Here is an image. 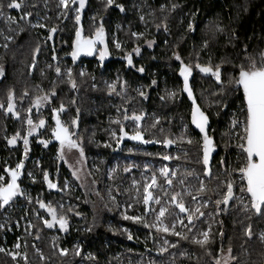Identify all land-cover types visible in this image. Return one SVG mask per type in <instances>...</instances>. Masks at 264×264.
I'll return each instance as SVG.
<instances>
[{"label":"trees","instance_id":"obj_1","mask_svg":"<svg viewBox=\"0 0 264 264\" xmlns=\"http://www.w3.org/2000/svg\"><path fill=\"white\" fill-rule=\"evenodd\" d=\"M9 2L10 0H0V5H4L2 9L4 15L0 16V66H4L5 69L3 79L0 81V103L8 100L10 90L14 92L18 106L21 104L25 106L28 103V95L32 94L30 97L36 100V97L48 94L51 101L50 114L52 119L55 116L53 110L58 109L63 103L64 111L60 112L61 118L66 120V125L70 127L74 137L81 142L87 163L90 165L89 158L91 159L94 156L97 159L99 153L108 158V163L120 153L125 152L124 149L127 146L122 147L125 141L122 146L118 145L116 147L115 143V147L111 148L109 146L97 147L99 134H101L100 129L105 133L102 136L104 140L106 138L108 140L111 139L109 130H107V118L109 116L107 108H99V105L105 107L108 101L113 98L116 99L117 96L119 97L117 89L111 90L109 87V89L99 87V84L104 85V82L109 84L111 78L117 76V87L120 89L119 85H121L123 93L132 95L134 94L132 90H135L132 86L140 83L144 86L143 92L145 96H140V99L145 101L144 107L153 108L152 111L149 109L148 112L143 113L140 121L144 140L150 142L132 145L133 148L143 149L142 152L136 153L137 163L141 167V163L151 157V154H147L146 150L151 152L163 149L160 143L156 142L158 140L154 136H150L148 131L145 130L153 111L159 107L161 108L163 100H168L162 94V86L178 84L183 87V80L179 76V63L178 65L176 64L177 61L174 59L173 53H179L186 64L191 63L193 65L197 62V57L199 58L198 62L202 65L206 64L210 57L213 65L223 60L222 84L218 83L210 74L200 73L195 68L192 76H190V86L193 89L195 99L211 120L208 133L217 149L210 167L211 175L208 176L206 174L205 176L209 183L218 180L213 173L215 169L213 164L221 158H225L226 162L224 165H218L223 168L224 173L222 175L226 179L230 178L227 172L233 165L242 166V152H236L235 142L227 137H222L223 133L220 131V125L229 119V111L233 107L238 106L242 107V109L245 107L242 88L236 91L235 86L229 84V79L233 76H238L239 65L244 64L247 67L246 56L251 55L259 62L260 53L264 52V0H171V2L168 1L166 8L159 7V2L151 4L150 1L152 10L145 12V21L141 20L138 12L133 11L134 6L129 8L127 14L121 15L117 11L111 10L110 7L105 9L106 0H86V6L81 13V25L84 29V35L94 34L95 29L102 23L105 28L107 41L109 40L110 56L117 55V57L121 56L122 58H110L105 62H100L97 58L90 56L91 58H86L76 64L72 63L71 59H69L70 62H66L62 57L72 52L75 30L78 27L71 12L67 14V17L58 16V0H25L22 9L8 8L7 4ZM40 3L44 8H50L51 16H54V20L52 17L53 23L52 21L47 22V25H51V29H57L55 33H50L47 30L46 34L44 33L45 37L36 36L30 22L26 18L21 19V16L26 12H30V16L33 18L32 14L39 8ZM77 5H73V8ZM173 5L176 7L173 8ZM15 15L17 16V19H15L17 22L6 19V17H14ZM113 19H117L120 25L116 26L113 23ZM189 24H192L193 29H189ZM157 25H160V27L157 28ZM165 25L168 33L164 30ZM19 28L22 29L19 31ZM218 28L223 29V31H218ZM133 29L143 33V35H133ZM112 32H115L114 36H111ZM50 35L51 39H49ZM152 35L160 38V42H157L154 49L144 48L140 55H135L137 66H128L125 57L131 53V48L136 45L143 46L145 39ZM7 37L11 38L7 39ZM114 39L119 41L121 44L120 48L115 46L113 43ZM205 42H207L206 48L204 47ZM245 46H247L246 49ZM37 48H39V51H37ZM55 54L65 63H63L64 65L55 63V59H53ZM34 60L35 65L33 66ZM66 66L72 68V79L75 80L77 85L75 89L72 87L69 77L66 76ZM56 67L62 69L61 75L56 73ZM140 67H144L145 71L143 73L138 71ZM31 71H33L32 74ZM81 72L84 75H81ZM153 80L156 81V84H152ZM53 90H55V96H51ZM201 92L214 96L215 100L214 104H211V108L204 106L201 100ZM181 98L180 103L174 106L178 107L177 113L182 112L184 117L189 119L191 102L183 91H181ZM18 110L20 112V109ZM19 114L18 120H14L12 123L11 119L6 120L4 114L0 112V173L5 174L7 178L9 177V180L10 175L6 172L8 163L13 168L16 161L22 156L20 145L19 147H16L15 144L10 145L7 139L9 136L16 135L17 130L21 128L25 113L21 112ZM242 114L245 119L243 111ZM137 115L141 114L138 113ZM73 120L77 121L76 126L72 124ZM125 122L128 125L134 123L130 119L125 120ZM51 126H54L53 121ZM190 128L192 134L197 138L194 147L198 150L200 156L203 151L202 137L191 126ZM124 129L126 132L129 131L128 128ZM155 131L157 132V130ZM176 145V143H173L164 147L167 150H173ZM57 148L58 146L55 142H52L49 147L44 149L40 146L35 147L34 156L40 157L42 168L53 171L55 169L53 165L57 164L55 167H57L59 175L64 177L69 172L62 162L53 158L56 156ZM159 158L161 159V157ZM166 162L169 163L167 168L171 172L170 159L166 160ZM99 165L102 166V164ZM196 165L205 167L202 159ZM29 167L36 169L26 160L24 178L22 177L21 179L19 177V184L30 183V181L25 179V174ZM51 170H49L50 177ZM132 171L133 173H138L140 169L138 171L133 169ZM40 173L43 174L42 172ZM184 176L188 182H192L195 179V173H186ZM90 177L93 183H91L89 190L84 191L86 199L83 201V207L86 208L88 214L86 219L90 221V231L86 235L87 243L94 246L93 248L102 250L105 249L104 242L106 238L120 237L107 226V221L112 219L115 224L124 223L132 227L135 232L132 239L128 238L127 246L119 243L116 247L117 249L127 251V247H129L134 252H137L139 256L143 254L150 256L153 253L157 257L160 256V252L154 250L155 243L153 238L148 243L145 240L147 232L149 233L150 231L147 230L149 228L145 227L141 222L122 219L116 209L108 204L104 185L97 180L91 169ZM54 180L60 187V181L55 178ZM160 180L157 178V184ZM38 185L47 194L53 192L56 195H63L61 190H50L45 181L38 183ZM141 188L144 189L143 186L140 187L139 192H142ZM226 191V187L219 190L210 188L207 189L206 193L209 196L217 197V200L220 196L222 200ZM233 191L235 194V184H233ZM23 198V195H19L18 199L21 200ZM248 199L250 200L249 196ZM232 200L228 207L222 206V209L218 210L212 217L216 219L214 220L217 223L216 230L219 228L223 236L220 233L217 234V231L211 232L212 237L209 243L201 246L194 243L191 239L193 233L188 234L187 239L172 234L171 238L176 239L177 243L187 251L185 255L177 254L176 258L178 260L180 259L186 264H216L219 256L217 252L223 253L231 247L235 253L234 256L237 257V260L231 264H246L247 258L244 257L242 259L241 257L242 247L254 246L251 254L247 253L248 256L255 257L252 264H264V251L259 246L262 243L261 241L259 243L255 239L253 240V236L255 238L260 225L264 226V215L256 213L251 207L249 212L236 197ZM15 201L13 198L9 204ZM8 205L1 208V210L6 209ZM218 207L216 204V209ZM39 209L50 220L46 210L41 208L40 205ZM56 211L57 215L60 216L57 209ZM137 211L144 213V206L137 207ZM205 218L208 219V215H199L200 222H203ZM68 224V230L63 231L60 230L58 224L54 228H48L42 221L37 220L34 222L33 228L38 237L36 242L47 256L54 258V254H51L48 240L44 239V237L54 230L62 232L64 236H69L72 226L70 220H68ZM249 225H251L253 233L251 238L245 236ZM113 245L111 244V246ZM28 256L32 264H47L45 258L34 252L32 247L29 249ZM77 260L78 258L67 262L64 257L57 256L56 258L57 264H75ZM0 264L16 263L13 259L0 253ZM149 264H152V262H149Z\"/></svg>","mask_w":264,"mask_h":264},{"label":"rangeland","instance_id":"obj_2","mask_svg":"<svg viewBox=\"0 0 264 264\" xmlns=\"http://www.w3.org/2000/svg\"><path fill=\"white\" fill-rule=\"evenodd\" d=\"M76 7H78V5L74 6L73 8V5L70 3L67 14L71 12L72 16L75 17L74 9ZM50 12V8H44V6L40 3L39 8H37L34 14H32L33 18L31 16L26 17L33 27L32 29H34L36 36L45 37L47 30L48 32L50 31L51 25L48 26L47 22L52 21L53 23L54 20V16H51ZM63 12L64 9L58 2L57 15L63 17ZM13 18L17 19V16L15 15ZM14 21L17 22V20ZM38 25H44V27H39ZM21 29L22 28H19V31ZM2 67L4 72V66ZM66 68L69 69L71 67L66 66ZM67 69H65L66 76H68ZM114 77L111 78L109 84L106 82H104V85L99 84V87L105 88L115 84V89H117L119 94V97L117 96L116 99L113 98L111 101H108L105 107L99 105V108H107L106 110L108 111L109 115L107 118V130H109V137H111L109 140L107 138L104 140V137L102 136L105 135V133L100 129L101 134H99L97 147L101 148L103 146H109L110 148L115 147V143L117 147L120 144L121 139L119 138L122 135L120 132L121 126H123V128H128L129 136L133 134L136 124H129L130 126L126 124L124 119L125 115L130 117L134 112L136 114H143L148 112L150 109L144 107L145 101L140 99L141 95L139 93L144 89L142 84L137 83L133 85L132 87H134L135 90H132V93L134 94L127 95L122 92L121 85H119L120 89L117 87V76L115 78ZM162 88V94L168 100H163V103H161V108L159 107L153 111V113L150 115L148 124H146L145 130L148 131L150 136H154L158 141H161L160 145L163 147V149H161V151L151 152L146 150V153H150L151 157L147 158L143 163H141V167L137 163L138 160L136 158V153L142 152L143 149L136 147L133 148L132 145L135 144L136 141L131 139L126 140L124 145L121 143V146L123 145L122 147L127 146V148L124 149L125 152L122 154L120 153V155L114 157L112 161H109L108 163V158L100 155L99 153V155H97V159L94 158V156L91 159L89 158V165L85 155L81 157L77 149L69 150L67 147L64 149L63 159H60L59 148V151L55 152L56 156L53 158L56 161L59 160L62 162L64 167L69 172V174L67 173L64 177L59 175L58 169L55 167L57 164L53 165L55 169L52 171L51 169H45L41 167L40 158H33V162L28 160V163L32 164L34 167H36V169L34 170V168L32 169L29 167L26 171L25 179L30 181V183L26 182V184L23 183L21 185L19 184L18 179V184L24 193V198L19 200L18 195L14 198L16 201L9 204L6 209L2 211L0 208V248L5 250L0 251V253L5 254L9 258L13 259L16 264H32V261L28 256L29 249L31 247L33 248L34 252H36L38 255H41L42 258H45L47 264H57V256L64 257L67 262L76 260V258H78L75 264H149V262H152V264H186L184 261L180 259L178 260L176 258L177 254L185 255L187 254V251L177 243L178 241L176 239L171 238V229L173 225H175V231L181 233V235H179L180 237H187L189 236L188 234L193 233V236L191 237L193 242L195 239H203L201 234L205 231H209V228V241L212 237L211 232L217 231V234L220 233L219 228L216 230L217 223L214 221L216 219L212 217H214L215 213H217L218 210H221L222 206L225 205L221 204L219 205L220 208L218 207L216 209L217 197L209 196L206 193L207 189H223L226 187L227 182L231 180L236 185L234 196L239 202H241L242 199V206L247 204L248 208L246 210L249 212L251 211V204L250 200L248 199L249 194L246 191H241V188L246 185V181L242 182L240 179V173L238 171H233L240 166L233 165L232 168H230L227 172L230 178L226 179L222 175L224 170L219 166L221 165L219 163L221 159H219L215 162V164H213L215 166L213 173L218 180L213 181L214 183L212 181L210 183L208 182L205 176V167H199L196 165V163L201 161L203 158V151L199 156L198 150H196L194 147L197 138L194 134H192L190 128V126L193 128L190 120L192 103L191 107L188 106L190 108V117L187 119L184 117L182 112L177 113L178 107L174 106L179 104L182 99V86L180 87L178 84H173L162 86ZM169 93H175V96H171ZM201 96L204 106L206 108H211V104H214V96L208 95L207 93L203 94L202 92ZM150 110L152 111L153 108ZM228 118L229 119H227L226 122H222L220 125V131L223 133L222 137H227L235 142L236 152L240 153L241 149L238 147V145L242 142L240 137L244 135L243 125L240 124L235 128H232L231 123L234 118L240 121L244 120L242 107H233L229 111ZM117 121H119V123H117ZM155 130H157V132ZM24 132L25 131H21L20 128V143L23 140V137H25ZM164 139H171L175 141L177 145L173 150H167L164 147L165 145L162 143ZM189 139H191L193 143L189 144L187 142ZM165 155L172 157L170 159V167L171 172L176 173L175 176L169 175L166 178L160 172L161 168L169 167V163L163 159V156ZM159 157H161V159ZM21 161H23V155L16 161L15 165ZM23 163L24 167L20 170L21 179L24 175L25 161H23ZM98 163L102 164V166H100ZM89 167L93 174L96 175L97 180H99V182L104 185V191H106L105 197L107 198L108 204L116 209L118 215L122 219H124V215L143 216L149 225H154L157 223L156 215L159 213L160 207H166L168 209L162 220L163 223L169 227L170 231L166 233L163 231H157L155 227H147L149 228L147 230L150 231L149 233L147 232L145 238L147 243L153 238L155 243L154 250L159 251V249L163 247L167 248V251L163 253L159 251L160 256L157 257L154 255V253L150 256L146 254L139 256L137 255V252H134V250H131L129 247H127V251L117 249L116 247L119 243L127 246L129 234H131L133 237L135 232L132 227H129L124 223L117 225L112 219L107 221V226L112 232L119 235L120 237L117 238V236H114L109 237L108 239L106 238L104 242L105 249L102 250L100 248H93L94 246H91L87 243L86 235H88L90 231V221H87L86 219L88 214L86 208L83 207V201L86 199L84 191L89 190L91 183H93V180H91L92 178L90 177ZM126 168L128 171H125ZM133 169L136 171L140 169V171L138 173H133ZM48 170L52 171L50 177L52 183H57L54 178L60 181V187L57 183V191H63V195H56L53 194V192L51 194H47L39 187L38 183L44 181L43 174L40 172L44 173ZM29 173H31V176H29ZM73 173H75V175H73ZM186 173H195V179L192 182H188L187 178L184 176ZM153 174H155L158 180H161L158 183L159 185L157 184V186L155 188H151L150 191L153 193L154 197L159 198L160 203L157 204L154 199L150 201V205L147 206L150 209H154V211H148L144 213H139L138 211L136 212L137 207H146L143 204L144 190L142 188V192L137 190H139V188L142 186L144 188L145 184H150ZM0 176H4L5 182H8L9 177L7 178L3 173H0ZM167 179L172 180L171 185L167 183ZM181 180H183V183H181ZM201 183L204 185L203 191L199 190ZM176 193H180V199H182L185 203V206L194 213L193 221L190 222L187 219L189 213H180L178 207L171 203V197ZM193 197H195V200H193ZM38 200H43V202L46 204L51 203L52 207L58 210L60 216L66 217L72 223L69 236H64L62 232L54 230L48 236L44 237V239L48 240L51 254H54V258L47 256L41 249V246H39L36 242L38 237L33 228L34 222L39 220L44 224V220H49L45 213L40 212L39 203H37ZM218 200H221L220 196ZM129 205H131V207H129ZM196 208H200L201 212H204V214L208 215V219L205 218L203 222H200L199 213H195L194 211ZM180 221H183V224H181ZM142 224L144 225V223ZM243 224L245 225V223ZM262 232H264V226L260 225L255 234V238L253 236V240L255 239L256 242L258 241L260 243V233ZM165 241H167V244H165ZM261 243L262 245L260 244L259 246H261L264 251V241H261ZM17 244H19V248L16 247ZM111 244H114V247L111 246ZM173 245H175V247H173ZM253 247L254 246L246 248L242 247L241 257L242 259H244V257L247 258L246 264H252L253 260L255 259V257H251L250 255L248 256V254H251V251L254 250ZM77 248L80 252L79 255L76 254ZM63 249L68 250L67 254H62ZM228 249H226L223 253L217 252V254H219L217 259L221 261V264H224L225 259L229 257ZM14 253H19V255H16L15 258H13ZM234 254L235 253L232 250L231 255L234 256ZM232 262L233 260H228V264H231Z\"/></svg>","mask_w":264,"mask_h":264},{"label":"snow or ice","instance_id":"obj_3","mask_svg":"<svg viewBox=\"0 0 264 264\" xmlns=\"http://www.w3.org/2000/svg\"><path fill=\"white\" fill-rule=\"evenodd\" d=\"M76 5L78 4V7L74 9L75 11V22L78 25V27L75 30V40L73 42V50L71 52V56L73 60H76L78 56L81 54L86 55H92L94 51L97 50V44L104 45L103 48L99 50V59L103 61L105 57L109 54L107 44L105 42V28L103 24L101 23L99 27L95 29L94 34L92 35H84V29L81 25V13L83 9L86 6V0H59V4L63 7L64 12L63 15L67 17V10L69 7V4ZM25 0H10V2L7 4L8 8L12 9H22L24 7ZM115 4V0H106L105 2V9L113 6ZM4 5H0V16L4 15L3 12ZM116 7H118L121 11H124V6L122 4H116ZM176 6L173 5V8ZM31 13H25L21 16V19H25L27 16H30ZM9 21H14L15 18L13 17H6ZM141 20H143V17H141ZM39 27H44V25H38ZM160 25H157V28H159ZM189 29H193L192 24H189ZM164 30L167 31V26H164ZM57 31L56 28L50 29V33H55ZM218 31H223V29L218 28ZM133 35H143L142 33L137 34L133 33ZM11 37H7V39H10ZM49 39H51V35L49 36ZM153 41H148V47H152ZM6 46V45H5ZM115 46L117 48L121 47V44L119 42H116ZM204 47H207V42L204 43ZM247 46H245V49ZM37 51H39V48H37ZM133 52L136 55L140 54V48L137 47L133 50ZM173 57L176 61L179 62V76L183 78V87L181 91L186 92L188 97L192 100V109H191V123L195 125L197 129H199V132L203 134L202 136V142H203V158L202 163L205 166V174L211 175L210 170V155L214 151V141L212 138H210L207 134L206 127L209 122L208 116L205 114L203 110H201L200 106L196 103V99L193 93V89L190 86L189 78L193 74V70L198 69L200 73L203 74H210L212 77L215 78V80L218 83H223L222 81V65L224 61L222 60L220 63L213 65L211 57L209 58L208 62L206 64H200L198 62L199 58L197 57V62L195 65L191 63H185L180 56L179 53H173ZM53 59H56L55 55L53 56ZM125 59L127 60V63L129 66L133 64L132 61V53H129L126 55ZM245 59L248 61L247 67L244 64L239 65V73L238 76H233L229 79V84L235 86V90L239 91L241 88L243 90V97H244V103L245 107L242 109V111L245 113V119L243 121L233 119L231 123V127L235 128L237 125L242 124L243 125V133L244 135L240 137L241 143L238 145V147L241 149V152L243 154V164L237 169H234L233 171H238L240 173V179L241 181H246V185L241 188L242 192H247L250 194V204L251 208L256 211V213L264 215V52L260 53V59L259 62L251 56L248 55L245 57ZM35 65V60L33 61V66ZM235 67V66H234ZM57 74L61 73V69L59 67H56L55 69ZM139 72L143 73L145 71L144 67H140L138 69ZM3 67L0 66V76H3ZM67 74L69 77V81L72 84V87L75 89L77 87L75 80L72 79V69H67ZM81 75H84L83 72L80 73ZM152 84H156V81L153 80ZM111 90L115 89V84L109 86ZM27 94V93H25ZM142 97L145 96V93L141 91L139 93ZM55 90L52 91L51 96H55ZM171 96H175V93H169ZM50 96L48 94L43 96L36 97L35 104L37 107L40 106L41 103H45L49 101ZM4 105L0 104V108H3ZM6 111L9 113H12L15 116H18L19 113L15 111V104H14V92L9 91L8 93V105L6 108ZM54 113H59L64 111V105L61 103L60 107L58 109L53 110ZM55 119V128L53 129V135L57 141L60 142V159H63V152L65 147L67 149H77L80 153V156L83 157L84 155V149L81 146V142H79L76 139H73L74 133L70 131V129L66 126H64L59 118L58 115L54 116ZM125 120H132L136 124V128L129 136V133L125 131L123 126L120 128L121 136L119 139H123L124 137H128L131 140L134 141H141L144 143H149L150 141L144 140V133L143 130L140 127V121L142 120V114L137 115L135 112L132 114V116H124ZM29 125V132L28 135L30 136L33 131H35L37 128L44 126L45 121L41 119L38 124H33V121L31 119H28L27 121ZM119 123V121H117ZM73 125L77 124L76 120L72 121ZM154 126V125H153ZM19 132L16 133L11 139L8 140V143L15 144L17 141V138L19 137ZM157 143H161V141H156ZM189 144L193 143L191 139L187 141ZM23 143L25 145V156L27 157L28 153V136L23 137ZM45 145H47L48 141H42ZM164 145H171L175 143V141L171 139H164L162 141ZM172 157L165 155L163 156L164 160H169ZM225 158H221L220 164H225ZM24 163L21 161L16 165L13 169H8L7 172L10 175V180L8 182H5V177L0 176V208H3L5 205H8L9 202L13 200L14 197H17L18 195H24L22 192L20 185L17 183L18 178L21 176V169H23ZM125 171H128L126 168ZM160 172L163 176L166 178L171 175L175 176V172H170V170L167 167H163L160 169ZM75 175V173H73ZM29 176H31V173H29ZM43 179L45 182H47L49 188H56L57 185L52 183V181L49 179V173L45 171L43 173ZM167 183L171 185L172 180L167 179ZM181 183H183V180H181ZM233 184L234 182L229 180L226 184L227 192L223 196L222 200H217L216 204L217 206L223 204L227 206L229 204V201L232 199H235L234 191H233ZM157 186V178L155 174L151 177V183L145 184L144 186V195H143V204L145 207V212L148 211H154V209H150L149 203L150 201L154 200L157 204L160 203L159 198H156L153 196V193L150 191L151 188H155ZM200 191L204 190V185L201 183ZM139 191V190H137ZM193 200H195V197H193ZM37 203H39L41 208H45L47 212L51 215V220H44V224L48 228L54 227V225L58 224L60 230L67 231L69 224L68 220L64 216H58L57 211L54 207H52L51 203L45 204L43 201L38 200ZM171 203L175 204L176 207H178L180 213H189L187 216V219L191 222L193 221L194 213L192 210L187 208L185 206V203L182 199H180V193H176L171 197ZM241 203L243 204V200L241 199ZM245 209L248 208L247 204L243 205ZM131 207V205H129ZM168 211L166 207H160L159 213L156 215V224L149 225L143 216H129L124 215V219L126 220H133L136 222H142L144 223L145 227H155L157 231H163V232H169L170 229L167 225L163 223L162 218L165 216V213ZM195 213H199L200 216H203L204 213L200 211V208H196ZM181 224H183V221H180ZM172 234L173 235H181V233L175 231V225L172 226ZM209 231L203 232L201 235L203 236V239H195L194 243L200 244L201 246H204L209 243ZM245 234L251 238L253 233L251 229V225L246 229ZM221 236H223V233H221ZM129 239H132L131 234L128 236ZM187 239V237H184ZM260 240L264 241V232L260 233ZM165 244H167V241H165ZM17 248H19V244L16 245ZM175 247V245H173ZM0 251H5L3 248H0ZM67 249L62 250V254H67ZM159 251L161 253L167 251V248H160ZM229 257L225 259L224 264H228V260L236 261L237 257L231 255L232 248L229 247L228 249ZM76 254L79 255V249L77 248ZM210 254V253H209ZM16 255H19V253H14L13 258H15ZM216 264H221V261L219 259L216 260Z\"/></svg>","mask_w":264,"mask_h":264},{"label":"flooded vegetation","instance_id":"obj_4","mask_svg":"<svg viewBox=\"0 0 264 264\" xmlns=\"http://www.w3.org/2000/svg\"><path fill=\"white\" fill-rule=\"evenodd\" d=\"M150 1H151V4L152 3H157V2H159L158 4H159V7H162V8H166L167 6H168V3L169 2H171V0H115V4L113 5V6H111L110 8H111V10H113V11H117L118 12V14H121V15H124V14H127V11L129 10V8L130 7H132V6H134V8H133V11H135L136 13L138 12L139 13V15L141 16V17H143V20L145 21V19H146V11H148V10H152V8L150 7L151 6V4H150ZM169 1V2H168ZM116 4H122L123 6H124V11H121L118 7H116ZM192 22V21H191ZM113 23H115L116 24V26H119L120 25V23L117 21V19H113ZM194 24V23H193ZM165 32H167V31H165ZM133 33H137V34H140V32L139 31H137V30H135V29H133ZM168 33V32H167ZM114 34H115V32H112V35L111 36H114ZM143 34V33H142ZM136 36H142V35H136ZM74 40H75V38H74ZM148 41H153L154 43H153V45H152V47H148V44H147V42ZM74 42V41H73ZM105 42H106V44H107V48H108V44H109V40L107 41V38H106V36H105ZM116 42H119V41H117V39L115 40H113V43L114 44H116ZM157 42L159 43L160 42V38H158L157 36H155V35H152L151 37H149L148 39H145V41H144V45L142 46V45H140V46H138V45H136V46H134V47H132L131 48V53H132V61H133V64L131 65V66H137V64H136V62H135V59H136V54L133 52V50L135 49V48H137V47H139L140 48V54L143 52V49L144 48H148V49H154L155 48V46L157 45ZM104 47V45H101V44H97V50L96 51H94L93 52V54L92 55H86V54H81L80 56H78L77 58H76V60H73L72 59V56H71V53H69V54H65V55H63L62 57H63V59L66 61V62H70V60L69 59H71L72 60V63H74V64H76V63H78V62H80V61H83L84 59H86V58H91L90 56H92V57H94V58H97L100 62H105L106 60H108V59H112V58H116L117 57V55L116 56H110V51H109V48H108V55L105 57V59L103 60V61H101L100 59H99V50L101 49V48H103ZM73 50V49H72ZM177 53V52H176ZM139 54V55H140ZM55 57H56V59H55V63L57 64V65H59V64H63L64 62H62L58 57H57V54H55ZM70 57V58H69ZM124 57V56H123ZM118 59L119 58H122L121 56H118L117 57ZM126 63H127V60H126ZM178 61H177V65H178ZM64 65V64H63ZM127 65H128V63H127ZM129 66V65H128ZM68 67V66H67ZM178 67H180V64L178 65ZM33 73V71H31V74ZM4 74H5V69H4ZM4 74H3V76H4ZM3 76H0V81L3 79ZM182 78V77H181ZM182 80H183V78H182ZM189 80H190V78H189ZM32 91V90H31ZM30 96H32V94L30 95ZM29 95H28V103L27 104H25V106L23 105V104H21L20 106H18L17 105V101H16V99H15V97H14V104H15V111L16 112H18V113H25L24 114V116H23V120H22V122H21V131L22 130H24L25 132H24V135L25 136H28V140H29V144H28V153H27V157L25 156V145H24V143L21 141V143L19 142V137L17 138V141H16V143H15V145H16V147H19V145H20V148H22V150H21V155H23V161H25L26 162V160H31L32 162H33V158H35V156H34V152H35V150H34V148L35 147H43V149L44 148H46V147H49L51 144H52V142H55V144H57V146H58V148H57V151H59V148H60V142L59 141H57L56 139H55V137H54V135H53V129L55 128V119L53 118L52 119V116H51V114H50V107H51V101H50V99H49V101H47V102H45V103H41L40 104V106L39 107H37L36 106V104H35V100H33L31 97H30ZM0 104H3L4 105V107L3 108H0V112H2L3 114H4V118L6 119V120H9V119H11V121H12V123H13V121L14 120H18V118H19V116H20V114L18 115V116H15V115H13L12 113H9V112H7L6 111V108H7V105H8V100L6 101V102H4V103H0ZM18 109H20V112H19V110ZM55 115H58L59 116V118H60V120H61V122H62V124H64V126H66V127H68L69 129H70V127L68 126V125H66V120H64V118H61L62 117V115L60 114V112L59 113H55ZM28 119H31L32 121H33V124L35 125V124H38L39 123V121L41 120V119H43L44 121H45V124H44V126H42V127H39V128H37L35 131H33L32 132V134L29 136L28 135V132H29V125H28V123H27V121H28ZM52 121H53V123H54V126L52 127L51 126V124H52ZM77 125V124H76ZM75 125V126H76ZM70 131H71V129H70ZM17 132H19V129L17 130ZM16 132V133H17ZM72 132V131H71ZM20 134V133H19ZM20 136V135H19ZM13 136H9V137H7V139L9 140V139H11ZM22 137H23V135H22ZM73 139H76V140H78L76 137H72ZM122 140L123 139H121V142H120V144H119V146H121V143H122ZM42 141H48V143H47V145H45L44 143H42ZM79 141V140H78ZM80 142V141H79ZM135 143H139V144H144V142H135ZM22 157V156H21ZM19 158V157H18ZM40 157H37V159H39ZM8 164H10V163H8ZM16 167V165L13 167V168H15ZM10 165H8L7 167H6V172H7V170L8 169H13ZM47 172H49L50 173V171L48 170ZM49 179H50V174H49ZM47 212V211H46ZM47 215L49 216V214L47 213Z\"/></svg>","mask_w":264,"mask_h":264},{"label":"water","instance_id":"obj_5","mask_svg":"<svg viewBox=\"0 0 264 264\" xmlns=\"http://www.w3.org/2000/svg\"><path fill=\"white\" fill-rule=\"evenodd\" d=\"M189 83H190V80H189ZM186 93V92H185ZM186 95H187V93H186ZM188 96V95H187ZM189 98V97H188ZM189 100H190V102L192 103V100L189 98ZM196 103L198 104V102H197V100H196ZM199 105V104H198ZM200 106V105H199ZM200 108H201V106H200ZM201 110H203L202 108H201ZM204 111V110H203ZM206 114V113H205ZM207 115V114H206ZM208 116V115H207ZM209 118V117H208ZM191 120V119H190ZM192 124V123H191ZM192 126H193V128L200 134V135H202L203 136V134L202 133H200L199 132V129H197L196 127H195V125H193L192 124ZM210 126H211V120H210V118H209V122H208V125H207V127H206V131H207V134H208V136H209V130H210ZM210 137V136H209ZM211 138V137H210ZM126 140H129V138L128 137H124L123 138V140H122V143H124ZM136 142H141V141H136ZM217 153V149H216V147L214 146V151H213V153H211V155H210V165H209V167H211V163H212V160H213V157H214V155ZM209 176V175H208ZM19 179V178H18ZM17 183H18V181H17ZM56 185H57V183H55ZM47 186H48V184H47ZM58 186V185H57ZM51 190L53 189V190H58V187H56V188H50ZM249 196H250V194H249ZM15 198V197H14ZM233 200H230L229 201V204L227 205V207L231 204V202H232ZM149 205H150V203H149ZM6 206V205H5ZM43 209H45V208H43ZM46 210V209H45ZM47 211V210H46ZM48 213V212H47ZM49 214V213H48ZM49 216H50V220H51V215L49 214ZM55 226V225H54Z\"/></svg>","mask_w":264,"mask_h":264}]
</instances>
